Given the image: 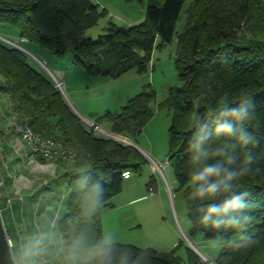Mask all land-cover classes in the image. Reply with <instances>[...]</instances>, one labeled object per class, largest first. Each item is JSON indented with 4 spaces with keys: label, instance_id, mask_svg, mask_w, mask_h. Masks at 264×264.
Instances as JSON below:
<instances>
[{
    "label": "trees",
    "instance_id": "trees-1",
    "mask_svg": "<svg viewBox=\"0 0 264 264\" xmlns=\"http://www.w3.org/2000/svg\"><path fill=\"white\" fill-rule=\"evenodd\" d=\"M186 3L187 0H148L144 22L130 28L110 25L107 33L94 39L86 32L97 25L105 10L91 0H0V27L15 29L20 39L48 49L57 57L73 52L74 65L91 77L119 78L131 70L144 74L154 49L166 47L177 36L175 68L182 85L171 87L159 107L171 115L167 159L177 190L186 199L189 217L183 138L187 134L186 116L200 90L211 86L217 92L246 89L251 93L250 103L259 114L255 128L261 141L258 161L264 167V0H195L187 8ZM183 13L185 21L178 31ZM0 76V92L8 96L16 114L27 118L37 135L69 147L74 158L85 156L92 160L109 189L104 206L113 207L111 201L123 191V174H141L148 163L144 154L135 147L95 135L54 82L33 68L21 49L2 40ZM156 101L157 93L148 84L120 110L98 116L95 125H105L110 132L137 143L154 117L152 104ZM58 163L66 162L58 159ZM71 174L68 166L61 176ZM90 179H97L96 172L90 173ZM248 188L257 239L247 248L222 249L216 264H264V181H250ZM98 226L103 228L101 217ZM198 237L206 241L204 229L190 228L189 239L194 242ZM153 250L158 264H210L188 246L186 258L177 255V250Z\"/></svg>",
    "mask_w": 264,
    "mask_h": 264
},
{
    "label": "clouds",
    "instance_id": "clouds-1",
    "mask_svg": "<svg viewBox=\"0 0 264 264\" xmlns=\"http://www.w3.org/2000/svg\"><path fill=\"white\" fill-rule=\"evenodd\" d=\"M250 99L246 89L208 86L186 116V225L204 229L209 255L257 239L248 184L264 181V167L255 132L259 114ZM0 156V264H158L150 244L127 242L117 230L98 226L109 189L89 157H75L72 174L61 176L38 168L41 160L22 155L14 143Z\"/></svg>",
    "mask_w": 264,
    "mask_h": 264
},
{
    "label": "rangeland",
    "instance_id": "rangeland-1",
    "mask_svg": "<svg viewBox=\"0 0 264 264\" xmlns=\"http://www.w3.org/2000/svg\"><path fill=\"white\" fill-rule=\"evenodd\" d=\"M91 1L100 5L105 12L99 17L97 25L86 32L87 37L92 36V38L97 39L100 35L107 33V27L110 25L130 28L144 22L146 19L148 0ZM193 1L195 0H187L186 8ZM184 21L185 13H183L178 23V31L181 30ZM0 36L8 45H17L22 48L23 50H21L28 57L29 64L48 79L53 80V75L59 73V69H61L65 75V79H61L65 90L64 96L80 118H86L84 107L94 113H104L109 109L113 111L120 110L130 99L138 95L143 87L150 84L157 93V101L152 104L154 117L138 138L140 139L139 144L142 146V144L146 145L145 142H150V146L149 143L146 145V148L149 149L142 148L143 152H147L143 154H150L157 161H164L163 159L169 155V129L172 119L169 111L160 108L159 103L167 99L171 87L182 85L175 68V60L178 55L177 36L166 47L162 49L156 47L154 49L146 73L138 74L136 70H131L119 78L91 77L85 70L74 65L73 52L68 51L65 55L57 57L48 49L22 41L15 29L0 27ZM2 83L3 78L0 76V85ZM2 94L0 97L3 99L5 94ZM78 101H82L84 107L76 105ZM6 105H8V108H6ZM6 105L3 106L6 113L0 111V116L15 120L19 125L21 116L18 115L19 119L14 118L15 111L11 101H8ZM9 112L13 115L11 116ZM3 115L5 116L3 117ZM101 127L108 130L105 125ZM159 158L163 159L159 160ZM65 162L64 165L55 162L52 172L49 173L59 171L60 174L65 168L71 166V162ZM166 174L171 185V194L160 180V191L155 196H148L149 187L147 188V184L151 178L155 179V174L149 162L146 163L141 174H135L133 177L137 185L136 194L140 198L143 197V199L126 206L119 205L121 200L118 197L116 199L117 209L104 206L101 214L102 227L117 230L127 242L135 244L148 243L160 253L177 250V255L182 258L187 257L186 247L194 243L203 259L206 257L207 262L216 264L215 261L222 249L215 250L209 255L203 249L206 241H203L201 237H198L194 242L189 239L190 228L186 225V218H188L186 199L183 192L177 190L178 186L174 172L168 169ZM181 242L183 244L180 246Z\"/></svg>",
    "mask_w": 264,
    "mask_h": 264
},
{
    "label": "built area",
    "instance_id": "built-area-1",
    "mask_svg": "<svg viewBox=\"0 0 264 264\" xmlns=\"http://www.w3.org/2000/svg\"><path fill=\"white\" fill-rule=\"evenodd\" d=\"M22 41L27 42L25 39ZM18 47V46H17ZM53 82L55 87L65 94L64 86L61 79L57 78L56 75H53ZM84 123L90 128L94 130L95 135L113 139L124 145L130 146L132 140L126 136L117 135L112 132H108V130L103 129L101 126H96L93 120L88 118L82 119ZM19 132L21 133L23 141L26 143L30 154L29 156H34L38 159L51 160V163H48L46 166L41 160V164L37 165L38 168H41L45 172H52L50 167L55 166V162L58 159H62L64 161H71L74 158L75 153L67 146L54 141L53 139L42 138L37 135L29 125L27 118H21V123L18 125ZM148 160L153 172L155 174V183L149 186L148 188V196H155L158 191H160V180L164 184V186L168 189L171 194V185L167 180V170L170 169V162L168 159L164 161H157L152 158L149 154L144 155ZM148 157V158H147ZM54 168V167H53ZM131 174V172H125L123 174V178L125 179ZM205 262L208 260L204 258Z\"/></svg>",
    "mask_w": 264,
    "mask_h": 264
},
{
    "label": "crops",
    "instance_id": "crops-1",
    "mask_svg": "<svg viewBox=\"0 0 264 264\" xmlns=\"http://www.w3.org/2000/svg\"><path fill=\"white\" fill-rule=\"evenodd\" d=\"M90 37H92V36H90ZM14 47H17V45H15ZM54 75H56V77L59 78V79H63V80L65 79V75L61 71V69H59V73L54 74ZM124 93H125V91H124ZM1 94L2 93L0 92V96H1ZM1 100H0V111H5L4 113H6V110H4L3 106H5L6 103L8 101H10V99L8 98V96L3 95V99L1 98ZM76 105H78V106L81 105L82 107H84L82 105V101H78ZM6 108H8V105H6ZM83 109H85L84 111H86V112H84L85 113V117L90 119V120H93V119H95V117H98V116L104 114L106 111H113V110L109 109V110H106L104 113L103 112L94 113L93 111L90 112L85 107ZM114 111H117V110H114ZM9 114L11 116L13 115L10 112H9ZM4 116L5 115H3V117ZM14 118L19 119L18 114L14 113ZM20 123H21V119L19 120V125H20ZM139 140L140 139L137 140V143H135V142H133V143L136 145L137 149L140 150L142 153H147V152H143L142 148L143 149H149V148H146L147 147L146 145L149 143L148 145L150 146V142H145L146 145L142 144V146H140ZM13 143L16 144L17 150L22 155H23V153L25 151H27V155L29 156L30 151H29L26 143L22 139L21 133L19 132V129H18L17 121H15V120L13 121L12 119H9V118L5 119V118H2L0 116V151H2L7 145H10V144H13ZM150 153H151V151H150ZM167 158H168V156L165 157V159L159 158V160H162V159L166 160ZM2 159H3V157L0 156V160H2ZM50 169L53 170V167H50ZM63 171H61L60 175L63 173ZM134 176H135V174L131 173L128 177H126L124 179L123 191H122V193L119 196L114 198L115 201H113L114 199L112 200L111 203H112L113 207H111V208H114V209L118 208V205L116 204V199L118 197H120V200H121V201H119V205H126V206H130L132 203L143 199V197L140 198L136 194L137 185H136V182L133 180ZM152 184L153 183H152V178H151V180L147 184V188L150 185H152ZM121 196H122V198H121Z\"/></svg>",
    "mask_w": 264,
    "mask_h": 264
},
{
    "label": "water",
    "instance_id": "water-1",
    "mask_svg": "<svg viewBox=\"0 0 264 264\" xmlns=\"http://www.w3.org/2000/svg\"><path fill=\"white\" fill-rule=\"evenodd\" d=\"M0 39H2V41L4 40L1 36H0ZM17 48H19V49H22V48H20V47H17ZM23 50V49H22ZM81 119H83L82 117H81ZM130 146H132V147H135V148H137L136 147V145L134 144V143H131V145ZM188 247L189 248H191L192 250H194L202 259H203V257L201 256V254L195 249V248H193V246L190 244V245H188ZM0 255H2V249H0ZM204 260V259H203ZM205 261V260H204Z\"/></svg>",
    "mask_w": 264,
    "mask_h": 264
},
{
    "label": "bare ground",
    "instance_id": "bare-ground-1",
    "mask_svg": "<svg viewBox=\"0 0 264 264\" xmlns=\"http://www.w3.org/2000/svg\"><path fill=\"white\" fill-rule=\"evenodd\" d=\"M192 244V243H191ZM192 246H193V248H195L197 251H198V248H197V246L193 243L192 244ZM199 252V251H198ZM206 258V257H205Z\"/></svg>",
    "mask_w": 264,
    "mask_h": 264
}]
</instances>
